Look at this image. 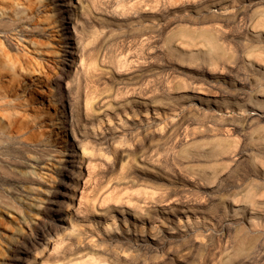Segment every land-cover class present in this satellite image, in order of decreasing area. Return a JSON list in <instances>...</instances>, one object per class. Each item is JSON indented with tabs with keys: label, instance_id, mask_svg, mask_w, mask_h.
I'll use <instances>...</instances> for the list:
<instances>
[{
	"label": "rangeland",
	"instance_id": "rangeland-1",
	"mask_svg": "<svg viewBox=\"0 0 264 264\" xmlns=\"http://www.w3.org/2000/svg\"><path fill=\"white\" fill-rule=\"evenodd\" d=\"M53 2L0 0V61L13 69L0 72V105L20 127L0 150V264L51 192L84 232L35 264H264V0H68L71 20ZM63 67L72 107L57 102ZM62 165L81 167L77 187ZM134 208L166 231L147 229L149 254L93 224L107 211L123 231L119 213ZM178 208L200 237L172 229L187 220L168 214Z\"/></svg>",
	"mask_w": 264,
	"mask_h": 264
},
{
	"label": "bare ground",
	"instance_id": "bare-ground-1",
	"mask_svg": "<svg viewBox=\"0 0 264 264\" xmlns=\"http://www.w3.org/2000/svg\"><path fill=\"white\" fill-rule=\"evenodd\" d=\"M53 3L59 4V8H56L58 10V13L59 14H63V15L64 14H67L68 15L69 18H67V19L65 18V20H71L72 18H75L76 19V16H77L76 15V13H77L76 12V9L77 8H74L70 4V2H68V0H54ZM61 18H62V16H61ZM63 21H64V18H62L60 20V22H61V25L60 26L62 27L63 35L65 37L64 39L66 41L67 40L68 41H73L72 40L73 39L72 38V33L69 31L70 28H68V24H72V23H65ZM3 25L5 27L10 26V25H6V24H3ZM74 26L75 25L73 24L72 25L73 29L75 28ZM3 69L13 70L11 67H9V65H5L3 61H0V72ZM64 72H66V71H64V67H63V74L54 79V81H55L54 84L56 86V91H57L56 96L58 97L57 102H59L62 105L65 102V103H67V105L69 107H72L73 104L71 103V98H70V95H69L70 94V91H69L70 89L68 88L67 90H64L62 88V82L63 81H66V78H67V74H64ZM0 76H1V73H0ZM63 108H64V106H63ZM11 111H13V108L10 107L9 105H3V104L0 105V113H4V115L7 114V115H5V118L8 120V122H7V124H8V131L7 132L8 133H6L5 131H0V150H1V148H5L6 150H9L10 152L12 151V146L14 144V141L13 140H10V139L9 140H6V139H4L3 136H9V134L10 135H13L14 133L15 134H18L19 131H20V127L18 126V119H17L16 115L10 114ZM72 115L73 114H71V117H72ZM72 118L74 120V124L75 125L74 124L72 125V123H71V133L73 135L74 142H76L77 141V138H76L77 137L76 130L79 129V126H80V124H81L82 121L80 120V117L78 115H76V116L73 115ZM54 124H58V122H55ZM81 136H82V134H81ZM69 147L73 148V144H70ZM75 153H76V151L73 150L71 154H75ZM84 154L85 153L82 154V157L83 158H84ZM0 155H3V154L0 153ZM83 158H81V160H83ZM70 165H72V164H70ZM62 166L63 167L61 169V173H63V177H64V175L70 174L71 177L67 175V178L73 183V186L74 187H77V185H78V179L81 177V173H80L81 172L80 171L81 167H73V166L67 167V165H62ZM79 166H81V165H79ZM63 182H65V181H63ZM66 184H68V183H66ZM61 187H62V185H61ZM65 188L68 189V187H65ZM71 191H72V194H70V196H69L70 198H69L68 207L73 203L72 197L75 194L74 189H72ZM59 196L60 195L58 193L51 192L50 196L46 199L47 206L43 208V215L46 216L47 219L45 218L44 221L40 225H38L39 227H37V228L34 229L33 233H32V231H30L29 233L21 236V240H19V242L11 250V256H10V263L9 264H20L22 261H24L23 260L24 258H26V260L28 261V264H35V262H37L36 260L38 259V255H43V253L45 252V250L47 249V247L51 244V242L54 243V244H58V242H61L62 243L67 238L68 239H70V238H76L77 239L78 237H80L79 235L81 234V232H84V230L76 229V226L79 224V221L76 220L73 217V215H69V214H71L69 212L70 210H63L62 208H60V206H58L57 208L54 207V206H56V198L59 197ZM56 212H58L59 215H61V216L63 215L66 218L65 220L67 222L70 221L68 223L69 224V227H64L65 223H64L63 220H59L60 221V224H58V225L55 224V221H56L55 214H56ZM190 213H192V212H190L187 209L178 208V209H171L168 214H171V215L172 214H176L177 216H179V215L185 216L187 218L186 223L182 226L181 225L182 224V221L180 219L181 217L179 216V218L177 220V224H178L179 227H175V228H172V229L173 230H176V231H180L179 228L181 227L186 234H190V235L196 237L197 234H198V232H199V234L201 233L199 231V222L200 221H199V219H197V221H195V222L192 221V223L190 224L189 221H188V219H189L188 218V215ZM103 214L104 215L101 216V218L99 219V221L96 220L93 223L94 226H96V225H100V226L105 225V229H103V235L107 239H112L117 234L118 235L120 234L121 238L124 239V241L127 243V245H128V248L127 249H128L129 252L131 251V250H129L131 248V249H133L134 252L137 251V252H142V253L145 252V253H148V254L151 253L150 252L149 245L146 246L147 243L150 242V240L148 239L149 236H148V234H146L148 228L150 230H153V231L156 230L155 233H158L159 235L160 234L163 235L164 233H166L165 230L160 231V229H159V231H158V228L159 227L157 225H155V223H157V220H155L151 216V214H150L149 211L144 210V209H141V208H134L132 210V214H130L129 212H124L123 210L120 211L119 215L122 216V218L124 220V223H125V226H127V227H124L126 229H123V231L116 226V222H115L116 220H115L114 216L110 214V212L104 211ZM163 214H164V212H163ZM48 219L51 221L50 224H48ZM109 220H111V224H108V221ZM89 223H91V221ZM98 232H99V230H98ZM133 232H134V234H133ZM152 236H157V235L156 234H152ZM197 237H200V236H197ZM80 239H81V237H80ZM201 240H202V238H201ZM184 241H185V239H184ZM195 241H197V239ZM83 245L81 247H83ZM103 246H105V245H103ZM90 247L91 246L88 245V248L87 249L90 250ZM101 247H102V245H101ZM93 248L94 247H92V249ZM117 248H118V246H117ZM83 251H86L87 252V250H83ZM128 251L126 253H128ZM123 252H122V254H123ZM153 252H156V250H152V253ZM94 253H95V251H94ZM89 254H90V252H89ZM122 254L117 253V258L118 259H123L124 258L126 260L127 259V255L126 254H123L122 255ZM156 254H157V252H156ZM88 255H83L81 257L82 258L83 257H86V256L88 257ZM90 257H91V254H90ZM96 258H94V259H96ZM92 260H93V258H92ZM98 260H100V259H98ZM93 261H96V260H93ZM71 262L73 264V262H76V261L72 260V261L68 262L67 264H70ZM96 262H98V261H96Z\"/></svg>",
	"mask_w": 264,
	"mask_h": 264
}]
</instances>
